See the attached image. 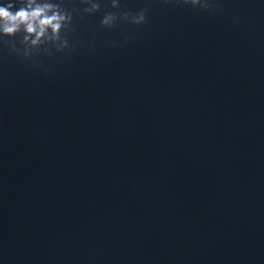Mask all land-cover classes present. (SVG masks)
Returning a JSON list of instances; mask_svg holds the SVG:
<instances>
[{"label": "water", "instance_id": "1", "mask_svg": "<svg viewBox=\"0 0 264 264\" xmlns=\"http://www.w3.org/2000/svg\"><path fill=\"white\" fill-rule=\"evenodd\" d=\"M56 2L71 51L0 36V264H264V0Z\"/></svg>", "mask_w": 264, "mask_h": 264}, {"label": "clouds", "instance_id": "2", "mask_svg": "<svg viewBox=\"0 0 264 264\" xmlns=\"http://www.w3.org/2000/svg\"><path fill=\"white\" fill-rule=\"evenodd\" d=\"M82 2L89 5L83 9L86 13L94 14L101 9L99 0H82ZM176 3L203 10L216 9V4L212 0H176ZM111 6L119 8V0H111ZM78 11L79 9L76 8L68 10L56 0H7L6 3L0 4V36L15 37L18 33H22L19 43L23 47H18L14 39L3 40L2 43L17 55L27 59L39 55L41 51L51 55L52 48L57 52H63L65 49L71 51L72 45L64 33L72 30L73 13ZM147 12V8L135 13L106 12L101 19V27L114 28L121 20L135 25L144 24L147 22ZM125 39L130 38L125 37Z\"/></svg>", "mask_w": 264, "mask_h": 264}]
</instances>
